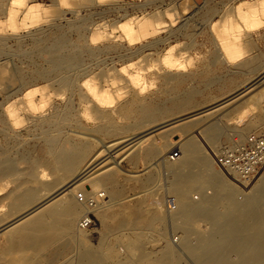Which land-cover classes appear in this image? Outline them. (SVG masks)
Returning <instances> with one entry per match:
<instances>
[{
	"label": "rangeland",
	"instance_id": "1",
	"mask_svg": "<svg viewBox=\"0 0 264 264\" xmlns=\"http://www.w3.org/2000/svg\"><path fill=\"white\" fill-rule=\"evenodd\" d=\"M247 1L0 0V220L14 210L21 184L31 180L32 174L40 175L42 183L55 180L54 170L42 164L47 155L51 159L58 151L71 158L81 154L84 157L78 160L83 158L85 162L103 142L114 143L132 132L147 129L139 128L151 122L153 114L157 113L158 122H162L206 107L251 78V70L241 65L264 54V11L256 13V20L248 24L243 19L237 21L235 30L241 35L238 39L229 37V40L219 21L225 13L235 16L234 8L238 10ZM56 53L73 57L68 64L72 67L64 75L62 98H53L45 105L42 112L47 118L39 120L25 115L9 118L2 90L5 70L21 72L26 84H31L40 71L56 77L59 72L49 62ZM132 73H137L140 81L131 84L116 79L117 76L129 79ZM90 77L91 83H82ZM262 88L252 90L227 108L197 118L196 126L184 135L173 134L172 144L153 157L140 160L134 159V154L142 151L156 134L125 154L119 165L111 166L126 187L113 205L101 208L110 199L107 192L99 188L96 193L86 182L77 197L84 206L77 228L84 230L89 244L97 246L104 232L101 211L143 199L150 212L159 208L169 218L164 230L166 240L151 232L144 252L159 255L167 241L177 251L179 264H201L184 246L182 229L169 217L178 209V203L170 188L173 173L167 163H162L163 158L170 155L173 162L178 160L173 153L179 151L182 156L181 143L193 136L204 153L212 157L216 171L234 181V198L244 201L246 192L264 175V167L248 182H242L220 167L217 157L249 135L264 137ZM100 89L108 91L104 97L96 95L95 90ZM180 104H190L192 109L178 113ZM216 122L222 125V131L214 147L202 131ZM232 140L238 143L233 144ZM142 180L149 183L141 187ZM215 190L213 184L195 188L189 199L200 202L204 195L211 196ZM46 192L42 185L37 188L39 196ZM199 222L200 229H208L204 220ZM74 242L69 255L58 258L54 264L67 260L79 264L81 242L77 239ZM116 250L121 258L127 256L125 245L119 244ZM14 260L27 264L0 252V261L12 264Z\"/></svg>",
	"mask_w": 264,
	"mask_h": 264
},
{
	"label": "bare ground",
	"instance_id": "2",
	"mask_svg": "<svg viewBox=\"0 0 264 264\" xmlns=\"http://www.w3.org/2000/svg\"><path fill=\"white\" fill-rule=\"evenodd\" d=\"M234 9L235 16L225 13L219 17L220 25L229 40V37L232 40L241 36L240 31L235 30L239 19H243L248 24L256 13L264 11V0H248L242 2L238 10ZM69 58L73 57L63 53L52 54L49 59L50 67L58 70L59 74L53 77L41 71L37 72L31 84H26L22 80L21 72L6 69L3 73L5 83L2 90L6 97L4 107L7 116L9 118L34 116L39 120L47 118L42 112L45 105L53 98L60 96L62 98L64 75L72 67L68 65ZM241 66L249 68L253 76L213 104L186 114L183 112L192 109L189 108L190 104H180L177 110L178 113L183 114L162 122H158L159 117L155 113L151 122H146L139 128L148 127L147 129L135 134L132 132L114 143L103 142L101 148L85 162L82 161L83 158L79 162L78 159L84 157L81 154L71 158L58 151L59 153L55 152L51 159L47 158V155L42 159V164L54 170L55 180L42 183L40 175L32 174L33 180H25L21 184L22 191L20 196L15 198L18 200L14 202V210L9 216L0 220V237H2L0 252L23 259L27 264H54L58 258L69 255L77 239L79 243L81 242L79 264H179L177 251L167 241L159 255L144 252L151 232L157 233L161 239L166 240L164 230L169 218L164 216L159 208L150 212L143 199L131 205L129 202V205L117 209L108 210L110 209L108 208L104 212L101 211L104 232L99 244L93 247L87 241L84 230L77 228L78 220L84 212L83 204L77 200L78 193L79 190H83V185L89 182L96 193L102 188L110 198L101 208L105 209L113 205L126 191V187L119 181L116 170L114 171L111 166L119 165L125 154L134 147L156 134V138L142 151L134 154V159L153 157L158 151L172 144L173 134L184 135L196 126L197 118L227 108L252 90L261 87L263 90L264 54L244 62ZM126 78L116 77L123 83L133 84L140 81L137 73H132L129 79ZM90 79L91 77L84 79L82 83L88 85L91 83ZM58 84L60 86L55 87ZM95 92L99 97H104V93L108 91L100 89ZM259 121L263 126L262 119L259 118ZM221 126L216 122L202 131L214 147L222 131ZM249 127L252 128L251 123ZM160 131L166 132L157 134ZM232 143L238 142L232 140ZM199 144L200 142L198 143L193 136L187 138L180 145L181 158L174 159L176 161L173 162L170 155H164L162 161L168 164L173 173L170 188L176 196L178 209L172 211L169 217L172 223L184 232V246L201 264H264V175H261L246 192L245 200L239 202L234 198V181H230L218 170L216 171L212 157H208L202 149L203 146ZM154 164L158 165L157 162ZM145 180L140 181L141 187L149 181ZM210 184L216 187L214 194L204 195L200 202L189 199L193 189H201ZM41 185L47 192L39 196L37 188ZM19 188L21 189V186ZM86 194L88 195L87 192ZM200 220H204L209 225L208 229L202 230L198 227ZM119 244L126 246L125 258H121L116 250ZM19 263L16 260L12 264ZM0 264L11 263L0 261ZM61 264H71V262L67 260Z\"/></svg>",
	"mask_w": 264,
	"mask_h": 264
},
{
	"label": "built area",
	"instance_id": "3",
	"mask_svg": "<svg viewBox=\"0 0 264 264\" xmlns=\"http://www.w3.org/2000/svg\"><path fill=\"white\" fill-rule=\"evenodd\" d=\"M175 157H181L179 151L173 153ZM217 160L220 167L232 172L239 181L248 182L264 167V137L249 135L233 148L224 150Z\"/></svg>",
	"mask_w": 264,
	"mask_h": 264
}]
</instances>
